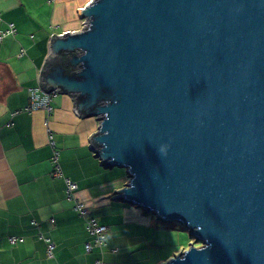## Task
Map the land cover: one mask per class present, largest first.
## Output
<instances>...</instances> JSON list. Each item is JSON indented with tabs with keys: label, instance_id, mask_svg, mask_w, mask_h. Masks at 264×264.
Listing matches in <instances>:
<instances>
[{
	"label": "water",
	"instance_id": "obj_1",
	"mask_svg": "<svg viewBox=\"0 0 264 264\" xmlns=\"http://www.w3.org/2000/svg\"><path fill=\"white\" fill-rule=\"evenodd\" d=\"M80 17L38 84L98 122L94 156L127 175L113 199L188 231L163 264H264V0H91Z\"/></svg>",
	"mask_w": 264,
	"mask_h": 264
},
{
	"label": "crops",
	"instance_id": "obj_2",
	"mask_svg": "<svg viewBox=\"0 0 264 264\" xmlns=\"http://www.w3.org/2000/svg\"><path fill=\"white\" fill-rule=\"evenodd\" d=\"M90 1L0 0V30L9 23L15 28L0 41V264H162L171 256L163 253L172 247L173 233L166 232L175 225L113 199L127 175L94 156L89 144L96 119L81 118L65 93L53 97L49 113L26 109L51 35L80 30V9ZM54 151L58 176L52 174ZM65 178L77 184L75 199L66 196ZM75 200L108 227L105 244L90 252L85 243L92 238ZM10 236L22 241L12 243ZM44 237L54 243L52 257Z\"/></svg>",
	"mask_w": 264,
	"mask_h": 264
},
{
	"label": "built area",
	"instance_id": "obj_3",
	"mask_svg": "<svg viewBox=\"0 0 264 264\" xmlns=\"http://www.w3.org/2000/svg\"><path fill=\"white\" fill-rule=\"evenodd\" d=\"M15 28L12 23H9L7 27L3 30H0V41L3 40L6 36L14 33ZM29 94V103L26 109L28 111L41 109L46 113L51 112L53 97L58 94L56 90H46L43 89L39 84L28 89ZM53 144V143H52ZM58 153L54 151L53 160L55 162V168L52 171V174L58 176L60 174V167L57 162ZM66 184V196L71 199H75L74 193L77 190L76 182L72 181L69 178H65ZM74 210L81 215L85 222V228L87 232L93 237L92 242L85 243V250L90 252L95 246H101L104 243V234L107 229L105 225L99 224L93 217L90 216L89 209L83 202L75 200ZM44 240L47 244V254L49 257L53 256L54 243L50 238L44 237ZM10 242H15V238L9 237Z\"/></svg>",
	"mask_w": 264,
	"mask_h": 264
},
{
	"label": "rangeland",
	"instance_id": "obj_4",
	"mask_svg": "<svg viewBox=\"0 0 264 264\" xmlns=\"http://www.w3.org/2000/svg\"><path fill=\"white\" fill-rule=\"evenodd\" d=\"M38 110V109H37ZM85 225H86V222H85ZM168 225H175V229H172L170 231H167L166 233H173V238H172V247L167 251V252H164L163 254H168V253H172V255H174V253H178L180 251V249L183 247V246H186V248L188 247V242H192L193 240L189 238V234H188V231L185 230V228L180 225L179 223L177 222H166L165 223V226H168ZM181 229V230H180ZM156 231V230H155ZM150 232L149 233V238L147 239V241H145L146 244H150L153 242V237H152V234L155 232ZM160 230L157 231V234H158V239L160 241H163L160 237ZM10 237H13L15 238L16 241H22V238L21 237H16V236H10ZM9 239V238H8ZM15 241V242H16ZM14 242V243H15ZM199 245V244H197ZM47 246V244H46ZM162 255V254H161ZM170 256V257H171ZM166 259V258H165ZM169 259V258H168ZM167 260V259H166ZM164 263V262H163ZM162 263V264H163Z\"/></svg>",
	"mask_w": 264,
	"mask_h": 264
},
{
	"label": "trees",
	"instance_id": "obj_5",
	"mask_svg": "<svg viewBox=\"0 0 264 264\" xmlns=\"http://www.w3.org/2000/svg\"><path fill=\"white\" fill-rule=\"evenodd\" d=\"M66 68H67L69 71L72 70V67H70V66H68V65H66ZM114 168H116V167H114ZM120 169H122V168H120ZM89 213H90V216L93 217V218H94L99 224H102L101 222H99V221H98V220H97V219L91 214V212H89ZM102 225H105V224H102ZM105 226H106V225H105ZM106 227H107V226H106ZM86 231H87V230H86ZM107 231H108V227H107V229H106V231H105V234H104V243H103L101 246H103V245L105 244V241H106V233H107ZM87 233H88V232H87ZM88 234H89V233H88ZM89 235H90V234H89ZM90 236H91V235H90ZM91 238H92V241H93V237H92V236H91ZM92 241H88V242H92ZM101 246H95V247H101ZM95 247H94V248H95ZM94 248H93V249H94ZM93 249H92V250H93ZM85 251H86V250H85ZM171 254H172V253H171ZM171 254H169V255H171ZM169 255H168V256H169ZM168 256H167V257H168ZM167 257H166V258H167ZM169 257H170V256H169ZM164 259H165V258H164ZM165 261H166V260H165Z\"/></svg>",
	"mask_w": 264,
	"mask_h": 264
}]
</instances>
